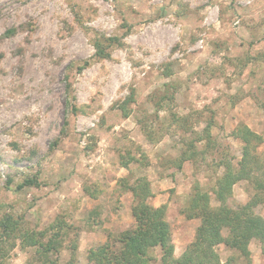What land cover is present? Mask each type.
<instances>
[{"label":"rangeland","instance_id":"1","mask_svg":"<svg viewBox=\"0 0 264 264\" xmlns=\"http://www.w3.org/2000/svg\"><path fill=\"white\" fill-rule=\"evenodd\" d=\"M209 123L215 147L179 168ZM240 123L264 137V0H0V218L35 230L65 219L64 246L78 234L79 251L72 261L65 248L59 264H94L91 248L135 225L141 179L147 202L167 206L181 257L200 224L185 213L194 186L219 205L218 164L239 161L243 141L231 133ZM27 177L41 185L18 189ZM255 191L237 183L231 205ZM256 212L264 217V203ZM250 250L251 264H264L257 240ZM0 264L42 263L17 244Z\"/></svg>","mask_w":264,"mask_h":264},{"label":"trees","instance_id":"2","mask_svg":"<svg viewBox=\"0 0 264 264\" xmlns=\"http://www.w3.org/2000/svg\"><path fill=\"white\" fill-rule=\"evenodd\" d=\"M96 47L97 55H109L99 42ZM163 99L166 100L164 96L162 101ZM156 104L161 105L159 102ZM122 109L123 115L128 116L126 106ZM73 111L77 112L75 106ZM231 135L243 141L239 161L234 163L227 157L222 158L218 164L224 169L214 188L219 205L212 204L209 191L198 184L194 186L185 213L189 218H198L200 224L194 240L181 257L174 256L175 245L172 228L166 217L167 206L153 207L147 202L148 196L151 195L150 183L141 179L132 187L136 197L132 210L135 225L115 237L110 236L106 243L91 248L88 252L89 261L94 264H157L153 252L160 249L162 264H233V257L226 262L222 261L218 248L225 245L245 257L251 264L250 244L253 240L260 243L264 254V217L256 212V208L264 203V157L259 152L264 137L244 123H240ZM203 139L206 144L205 148L201 149L197 142ZM214 139L209 123L202 137L192 139L182 149L177 158L178 167L181 168L185 161L205 155L210 148L215 147ZM124 165L127 166L128 162H124ZM241 181L251 183L256 191L247 203L231 205L234 187ZM40 185L41 181L37 177H27L17 188ZM72 228L65 219L58 218L45 229L35 230L28 228L21 219L6 214L0 218V255L5 257L10 249L19 244L23 249L35 248L42 264H59L60 253L65 248L70 251L74 261L79 251L78 234L64 246Z\"/></svg>","mask_w":264,"mask_h":264},{"label":"crops","instance_id":"3","mask_svg":"<svg viewBox=\"0 0 264 264\" xmlns=\"http://www.w3.org/2000/svg\"><path fill=\"white\" fill-rule=\"evenodd\" d=\"M261 146H262V145H261ZM261 146H260V147H261Z\"/></svg>","mask_w":264,"mask_h":264}]
</instances>
